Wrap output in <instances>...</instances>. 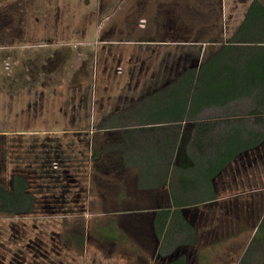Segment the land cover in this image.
I'll return each mask as SVG.
<instances>
[{"label": "rangeland", "instance_id": "rangeland-1", "mask_svg": "<svg viewBox=\"0 0 264 264\" xmlns=\"http://www.w3.org/2000/svg\"><path fill=\"white\" fill-rule=\"evenodd\" d=\"M250 1L225 0V6L224 0L184 1L189 8L177 7L176 26L178 30L189 29V35L211 38L222 29V19L226 17L227 38L243 18ZM259 1L264 5V0ZM164 2L0 0V91L6 92V96L1 93L0 106L2 110L11 107L13 110L11 120L1 121V128L45 130L51 132L49 136L66 131V150L73 148V140L68 135L82 130L77 134L82 151L81 166L69 165L72 161L67 158H71V153L65 157L54 153L51 157L58 161V167L50 166L53 173L49 177H40L28 166L32 153L20 146L18 135L10 141L11 145L28 152L24 161L17 160L16 167L30 177L32 191L55 193L58 201L52 203L50 213L0 215V264H96L85 261L82 248L70 246L63 237L66 232L77 231L84 225L81 214L88 207L93 214L92 226L112 223L123 228L120 234L129 240L128 247H124L127 251L120 246L112 248L119 256L123 254L121 264H149L152 254L148 250L144 249L146 260L137 259L138 254L134 252L137 248L152 246L149 223L159 198L155 200L151 194L136 188L133 168L110 171L106 175L95 172L96 179L88 184L90 139L84 130L93 131L103 118L134 104L174 79L184 68L199 64L198 51L193 46L138 45L139 39L159 37L156 30L163 34ZM189 3H194V7ZM249 108L250 103L241 100L226 108H207L201 117L216 122L227 116L244 115ZM244 119L252 121L251 117ZM65 168L69 170L67 174H63ZM224 172V183L215 180L216 191L224 199L186 212L189 221L191 213L196 214L192 225L197 231L198 247L210 243L224 231L236 237L234 241L229 236L202 250V255L206 254L205 264H234L233 259L241 257L249 246L253 225L264 217V193L248 192L255 184L264 186V149L255 156L232 162ZM10 173L9 166L0 171V184L8 183ZM232 175L238 184L233 183ZM249 177L256 183H248ZM88 190L92 197L90 204L91 198L85 196ZM76 192L81 193V199L73 204L71 199ZM209 226L216 229L213 237H199ZM178 236L183 237L175 233L174 238ZM171 247H165L163 252ZM235 249L239 254L233 253ZM153 264L158 261L155 259Z\"/></svg>", "mask_w": 264, "mask_h": 264}, {"label": "trees", "instance_id": "trees-1", "mask_svg": "<svg viewBox=\"0 0 264 264\" xmlns=\"http://www.w3.org/2000/svg\"><path fill=\"white\" fill-rule=\"evenodd\" d=\"M208 41L222 42L221 31ZM241 100L250 103L244 115L216 122L201 117L207 108ZM90 141L93 171L133 168L136 188L159 198L149 223L158 264H189L184 254L174 256L197 241L184 213L216 200L218 176L237 159L264 149V5L251 0L225 42L207 46L198 65L103 118ZM35 173L49 177L53 172L41 166ZM30 186V177L12 172L8 183L0 184V215L50 213L58 195L35 193ZM175 233L183 237L176 239ZM64 235L82 248L83 232ZM165 247L171 248L164 253ZM263 260L264 217L238 264Z\"/></svg>", "mask_w": 264, "mask_h": 264}, {"label": "crops", "instance_id": "crops-1", "mask_svg": "<svg viewBox=\"0 0 264 264\" xmlns=\"http://www.w3.org/2000/svg\"><path fill=\"white\" fill-rule=\"evenodd\" d=\"M184 1H187V0H165L166 3L164 2L162 4V6L165 5V8H164L165 10L163 13L164 14V21L161 22L162 23L161 26H163V30H164L163 34H161L160 31L156 30L158 32L156 34H160L159 37H156V38L154 37V39H150V38L139 39L138 45H150V44L151 45H160L159 47H162V48H167L171 45H174L177 47L178 46H193L198 51V53L196 54V57H197L196 60L199 62L201 61L203 54H204V51H205L207 46L219 45L218 43L209 42L208 40H210V38H207V37L205 38V36H202V37L201 36H193L191 33L189 35V31H188L189 29H187V28H181L178 30V28L176 26L178 23V21H177L178 19L176 18L175 12L177 11L178 6H185V7L189 6L188 3L184 2ZM189 4L192 7H194V5H195L194 3H189ZM224 6H225V0H224ZM166 7H170V8L167 9ZM221 19H222V17H221ZM222 21L221 22H222L223 26H222V29L220 31L222 34V40H226V35L228 34V33H226V29L224 27V24L226 22V17L223 18ZM157 23H160V22H157ZM140 29H145V27L140 28ZM1 93L3 96H6V92L3 93L2 91H0V96H1ZM12 111H13L12 107L10 109L2 110V108L0 106V171H2V169L5 167L7 170L8 166L11 169V173L15 172V171L16 172L20 171V170H17V167H16L17 166V160L21 159L22 161H24L27 158V154H28L27 151L26 152L21 151L20 150L21 147H25V148H28L31 150V152H29V153H32V157H31V159H29L30 161H29L28 166H30L32 168V170H34V171H37V169L40 168L41 166H46L49 169H50L51 165L58 167V161H56L55 159H53V157H51L52 154H54V153L57 154V156H59L60 154H63V157H65L66 154L71 153V155H70L71 158L66 157L69 161H72V162H69V165L72 164L73 166H75V168H76V166H81L82 151L80 148L81 144H79V138H77L78 137L77 134H81L82 130H79L78 132H72L71 135H68V137H70V139L73 140V145H72L73 148H72V150H70V149L66 150V148H65L66 147V143H65L66 141L64 140L67 136L66 131H62V132L53 131V132H58V134H55L53 136H49L48 134H50L51 132L45 131V130L24 129V130H18V131H10L8 129H2L1 128L2 127L1 121H3V118H4L3 123H5V121L8 119L11 120ZM94 127L95 128H93V129L95 130L97 126H94ZM93 131L84 130V132H86L88 135L87 136L88 140L89 139L91 140V135H92ZM17 135L20 137L18 142H20L21 147L19 149H18V147L10 144V141H12L14 139V137H16ZM71 137H73V138H71ZM90 140H89V144H87V149H88V154H87L88 155V159H87L88 163H87V165L89 168L88 176H87L88 184H90L91 180L94 181L96 179L94 177L95 171H93L91 169V160H90L91 141ZM18 151H20L18 154H23L22 157H18V154H17ZM253 155L255 156V154H253V153L247 154L244 157H241L239 159H242L245 157L249 158V156L252 157ZM70 156H68V157H70ZM64 171H65V174H67L69 170L67 168H65ZM96 173H101V172H96ZM222 173H225V172H222ZM222 173L218 176L217 182L218 181L220 183L225 182V179L222 176ZM101 174L106 175L107 173H101ZM9 177H10V175H9ZM32 177L34 178L35 176H32ZM232 177H233L232 178L233 183L238 184L236 176L232 175ZM98 178H101V177H98ZM240 182L243 183L242 181H240ZM247 182L250 184L256 183V182H253L251 177H249V181L247 180ZM86 188L88 189V186H86ZM249 188H251V187H249ZM248 192L253 193L255 195H257L259 193H264V186H256V184H255V186H253V188L248 190ZM216 193H217V195H216L217 199H224V196L220 195V191H218V192L216 191ZM85 196H87L88 199L91 198L90 200L87 199L88 204H90L92 201V197H90V191L89 190L86 192ZM80 197H81V193L76 192L74 195V198L71 199L73 204H76L77 202H79V200L81 199ZM101 197L103 198V195ZM260 198H262V197H260ZM65 201H66V199H65ZM213 202L214 201H212L211 203H213ZM211 203H208V204H211ZM89 209L90 208L88 207L87 210L81 214V216H83L84 221H85L84 225H81L78 229L75 228L77 231L83 232V235H84V241H83L82 253H81L83 256H86V258H84V260L90 261L91 263L96 262V264H121L122 262H124L123 254L119 256L117 254V252L112 251V248H113V246H115V247L120 246L121 249L123 250L124 247H126V248L128 247V244H129L128 238L125 237L124 234H120L121 233L120 231H123V228H120L119 226L114 225L112 223H103V224H98V225L92 226L90 224V221L92 220L91 216H93V214ZM252 213H253V209L251 210V214ZM194 214L195 213H193V212L191 213V216H192V218L190 219L191 224L193 223V220L195 219V216H196V214L195 215ZM187 215H188V213H185V217H187ZM263 215H264V213H263ZM208 218H209V215H207V219ZM258 224L259 223H256L253 225V227H252L253 229L251 231L250 238L253 237ZM205 227H207V225ZM71 230H73V229H71ZM205 231L206 232H204V234H201L199 237H204V236L206 238L208 236L213 237L216 229L213 228V226L212 227L209 226ZM66 233L70 234V232H66ZM227 233H229V232H227ZM64 236L65 235L63 234V237ZM228 237L229 238L233 237L234 241H235L236 237L234 235H231V234L226 235L225 231H224L221 236L216 235V236H214L213 240L210 243L201 246L202 248L198 247V245L186 246L184 248H181V249L179 248L178 250H176L174 256H177L179 254H184L187 256V260L189 261V264H205L206 260H204L203 258L205 257L206 254L202 255L201 251L202 250L205 251L207 248L210 249L212 244H218L219 242H221V240H225ZM64 240L70 246H73V244L69 243L65 239V237H64ZM215 242H217V243H215ZM104 247H109V249H107V250L103 249ZM148 248L146 246H145V248L143 247L142 249L137 248V249H135L136 252H134V254H138L136 256L137 259L142 260V259H145L147 256L146 253H144V249H145V251L148 250L152 254L151 255L152 258L150 259V261H147V263L153 264V261L157 257L158 243L156 244V242H155L154 248L152 246H150ZM124 250L127 251L125 248H124ZM233 253L239 254V251H237V249H235V251ZM241 257L238 256L237 260L233 259V263L238 264ZM231 260H232V258H231Z\"/></svg>", "mask_w": 264, "mask_h": 264}, {"label": "flooded vegetation", "instance_id": "flooded-vegetation-1", "mask_svg": "<svg viewBox=\"0 0 264 264\" xmlns=\"http://www.w3.org/2000/svg\"><path fill=\"white\" fill-rule=\"evenodd\" d=\"M185 257H186V260H187V256L185 255ZM187 262L189 263V261L187 260Z\"/></svg>", "mask_w": 264, "mask_h": 264}]
</instances>
